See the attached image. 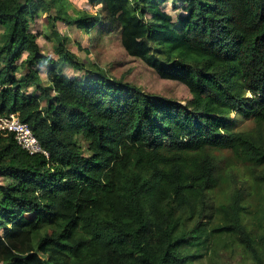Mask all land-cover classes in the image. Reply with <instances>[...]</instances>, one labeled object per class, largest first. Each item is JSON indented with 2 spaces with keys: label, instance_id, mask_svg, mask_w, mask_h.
Instances as JSON below:
<instances>
[{
  "label": "trees",
  "instance_id": "1",
  "mask_svg": "<svg viewBox=\"0 0 264 264\" xmlns=\"http://www.w3.org/2000/svg\"><path fill=\"white\" fill-rule=\"evenodd\" d=\"M86 3L97 12L0 0V117L18 115L49 153L0 133V264H196L226 238L264 264V0ZM43 16L57 57L32 29ZM58 23L94 47L118 33L128 56L192 98L85 70ZM246 119L255 128L235 130ZM219 151L236 163L223 176Z\"/></svg>",
  "mask_w": 264,
  "mask_h": 264
},
{
  "label": "rangeland",
  "instance_id": "2",
  "mask_svg": "<svg viewBox=\"0 0 264 264\" xmlns=\"http://www.w3.org/2000/svg\"><path fill=\"white\" fill-rule=\"evenodd\" d=\"M70 1L72 2L74 9L78 11L88 10L89 12L96 13L98 10L87 5V0ZM47 25V16H43L32 25V29L38 36V42L43 49V54L46 56H55L53 50L55 45L48 42L43 36L45 33L50 34ZM58 30L62 31L63 34L72 39L69 49L77 56L75 62L77 64H82L85 70L89 69L90 71L92 70V65H95L99 67L101 71L105 70L111 79L124 80L127 83L140 87L147 94L168 98L179 102L182 105H186V103L192 98L189 90L182 84L162 80L153 70L146 67L138 59L128 56L122 48L118 33L107 36L98 47H94L91 45L90 40L87 39L85 34L78 31L75 27H68L64 23H58ZM87 48H91L89 54L83 51ZM43 69L41 75L42 77H45L47 67H44ZM66 70L71 76H78L81 74L80 71L72 67H67ZM235 117L236 114L231 115V118L234 120H236ZM254 128V121L252 119H246L238 123L235 130H253ZM80 141L81 146L86 149L83 140ZM214 155L219 159L217 164L218 174L223 176L231 166H236L230 151L214 152ZM238 168L240 170L238 178L248 180L249 192H253L252 198L249 200H251V203H255L256 196L260 191H258V189L256 190L257 186L254 184L255 180L249 183V180L253 178L254 173L250 174V171L243 165L238 166ZM0 181L4 182L3 179H0ZM251 219L253 218L251 217ZM227 239L228 238L224 239V244L226 243V246L223 250L225 251L220 252V255L216 256L212 253L206 254L205 257L196 264H251L250 256L247 257L248 255L241 254L240 248ZM260 248L264 250V245H261Z\"/></svg>",
  "mask_w": 264,
  "mask_h": 264
},
{
  "label": "built area",
  "instance_id": "3",
  "mask_svg": "<svg viewBox=\"0 0 264 264\" xmlns=\"http://www.w3.org/2000/svg\"><path fill=\"white\" fill-rule=\"evenodd\" d=\"M0 133L14 134L21 148L30 155H44L49 158V153L44 150L31 127L22 122L18 115L0 117Z\"/></svg>",
  "mask_w": 264,
  "mask_h": 264
}]
</instances>
